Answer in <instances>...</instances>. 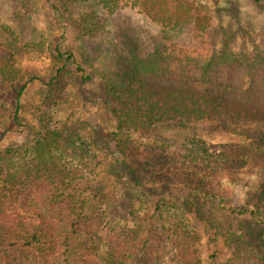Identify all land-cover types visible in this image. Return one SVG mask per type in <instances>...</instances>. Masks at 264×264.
I'll list each match as a JSON object with an SVG mask.
<instances>
[{
  "label": "trees",
  "instance_id": "obj_1",
  "mask_svg": "<svg viewBox=\"0 0 264 264\" xmlns=\"http://www.w3.org/2000/svg\"><path fill=\"white\" fill-rule=\"evenodd\" d=\"M99 1L113 14L120 0ZM166 2L135 0L134 7L162 26L167 48L140 57L129 47L121 71L102 76L101 105L114 123L111 133L79 118L56 122V109L70 100L65 67L47 81L36 78L45 86L41 100L24 112L23 60L0 29V129L8 118L33 132L23 144L0 150V264H203L202 238L190 214H198L201 201L223 199V179L252 168L263 180L248 204L264 236V52H238L236 32L223 25L215 33L190 32L186 23L199 25L197 14L185 1L163 7ZM150 4H158L156 15ZM179 11L196 21L182 24ZM83 20L92 37L106 28L93 15ZM59 53L75 64L72 52ZM205 122L219 123L244 142L206 143L198 135ZM106 178L124 182L131 225L111 221L108 212L119 197ZM175 189L181 191L173 202L162 201ZM209 227L236 248L228 264H264V255L250 247L247 227Z\"/></svg>",
  "mask_w": 264,
  "mask_h": 264
},
{
  "label": "rangeland",
  "instance_id": "obj_2",
  "mask_svg": "<svg viewBox=\"0 0 264 264\" xmlns=\"http://www.w3.org/2000/svg\"><path fill=\"white\" fill-rule=\"evenodd\" d=\"M169 1L173 0H168L163 7L169 6ZM179 1L186 5L185 1L187 9L197 14L199 25L195 27L194 23H186L190 32L206 33L209 30L215 33L216 27L223 25L236 32L238 52L243 53L247 49L252 51L254 47L258 48L259 53L264 52V46L260 45L264 44V0L259 3L253 0ZM134 2L135 0H120L118 9L111 14L99 0H0V29L7 31L2 39L12 45L16 42L19 54L15 55L22 58V70L26 72L23 82L28 84L22 98V110L30 114L31 109L41 100L40 93L45 86L36 78L47 81L53 72L65 67L63 84L70 100L56 109V122L60 124L67 119L79 118L106 133L114 131V123L101 105L102 76L111 77L121 71L124 60L130 56L129 47L136 46L138 55L145 57L169 45L161 31L162 26L140 6L134 7ZM157 5L148 6L152 15L157 14L152 8ZM90 15L97 17L96 21L106 23V28L96 37L90 36L89 29L92 28L83 20ZM177 15L182 24L196 21L186 11H179ZM164 16L163 12L159 17ZM159 17V21H162ZM193 27L197 29L193 30ZM171 32L170 30L168 37ZM1 35L3 36V32ZM186 41L189 43L190 40ZM59 51L72 52L75 64L65 63ZM81 70H84L88 80L82 81ZM28 114L24 119L30 120ZM5 121L7 122L0 129V150L23 144L33 137L31 130H21L8 118ZM198 135L211 145L244 142L241 138L226 133L215 122H205L199 126ZM106 179L109 188L117 191L119 197L118 206L108 212L111 221L122 224L129 222L131 225L132 221L129 220L132 206L127 198L124 182ZM262 180V172L258 168L247 169L233 179L225 178L222 180L223 199L201 201L198 214H190L191 226L202 238L200 255L203 264H228L237 252L234 246H228L222 238L216 239L215 229L209 227L211 223H221L234 232H238L243 226L247 227L252 235L250 247L256 253L264 255V240L260 238L263 231L251 215L254 208L248 204V195L258 188ZM177 190L181 191L175 189L174 192L164 193L162 201L173 202L178 196ZM149 203L150 201L140 209L137 204V211L146 210ZM238 210L246 213L239 215ZM164 215L166 218L168 214L164 212ZM172 257L169 255L168 261Z\"/></svg>",
  "mask_w": 264,
  "mask_h": 264
}]
</instances>
